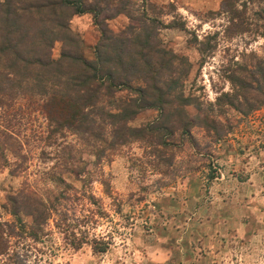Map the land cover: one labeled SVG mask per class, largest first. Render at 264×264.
Instances as JSON below:
<instances>
[{
    "label": "rangeland",
    "instance_id": "1",
    "mask_svg": "<svg viewBox=\"0 0 264 264\" xmlns=\"http://www.w3.org/2000/svg\"><path fill=\"white\" fill-rule=\"evenodd\" d=\"M124 1L84 0L94 12L70 18L68 28L81 39L85 59H94L99 38L92 14L98 12L99 26L110 34L134 29L136 21L118 13ZM128 1L123 7L134 17L143 12L162 26L160 50L188 64L178 72L182 94L192 103L184 109L191 139L176 131L171 141L185 144L174 149L170 172L162 174V166L153 168L142 154V142L118 147L109 162L96 163L72 135L47 146L25 132L26 169L15 176L9 167L0 169V223L5 230L12 225L6 196L20 189L33 192L51 212L37 241L8 239L0 264H264V100L254 92L264 96V38L227 35L223 0L217 7L213 0ZM256 6L246 3L245 17ZM60 51L54 41L51 58ZM238 78L252 83L243 92L246 104L234 95ZM257 100L262 105L249 111ZM156 116V110H144L129 125ZM204 118L220 134L216 143L200 122ZM33 125L44 122L37 117ZM64 145L83 163L64 170L58 158ZM22 221L29 223V216Z\"/></svg>",
    "mask_w": 264,
    "mask_h": 264
},
{
    "label": "trees",
    "instance_id": "2",
    "mask_svg": "<svg viewBox=\"0 0 264 264\" xmlns=\"http://www.w3.org/2000/svg\"><path fill=\"white\" fill-rule=\"evenodd\" d=\"M83 1L0 0V169L9 167L10 176L26 169L22 140L28 132L47 146H60L57 139L72 135L96 163L109 162L118 147L142 142V154L153 168L160 165L162 174L169 173L174 149L185 144L171 141L176 131L191 139L184 109L192 103L182 94L178 72L179 66L188 64L184 58L160 50V23L143 12L134 17L123 7L128 0L118 13L135 20L134 29L126 35L110 34L99 26L98 12L92 14L99 38L94 59H85L81 39L68 28L73 15L94 12ZM241 1L222 2L228 16L227 35L252 32L264 38V0ZM246 3L257 4L247 17ZM54 41L61 44L57 59L50 56ZM134 80L140 83L136 87L130 84ZM233 83L239 104H246L243 92L251 82L238 78ZM123 91L124 96L116 95ZM258 101L249 111L262 105ZM144 110H156L157 116L145 125L131 127L129 123ZM37 117L43 126L33 125ZM200 122L206 131H213L216 143L220 137L216 127L205 118ZM63 149L66 152L58 158L65 164L64 170L71 162L83 163L80 155L76 158L70 152V145ZM70 168L75 175L83 173ZM54 179L62 183L60 178ZM4 207L13 223L8 230L0 223V256L7 255L8 239L14 235L37 241L51 212L33 192L24 189L6 196ZM22 216H29L30 222L24 223Z\"/></svg>",
    "mask_w": 264,
    "mask_h": 264
},
{
    "label": "crops",
    "instance_id": "3",
    "mask_svg": "<svg viewBox=\"0 0 264 264\" xmlns=\"http://www.w3.org/2000/svg\"><path fill=\"white\" fill-rule=\"evenodd\" d=\"M168 1H173V0H164V2H168ZM182 2H183V0H181ZM186 1H190V0H185V2ZM163 2V3H164ZM213 2H214V7H217V5H218V3H219V0H213Z\"/></svg>",
    "mask_w": 264,
    "mask_h": 264
}]
</instances>
